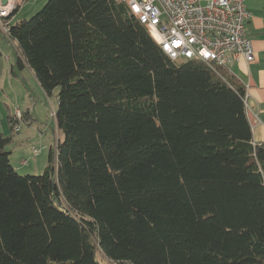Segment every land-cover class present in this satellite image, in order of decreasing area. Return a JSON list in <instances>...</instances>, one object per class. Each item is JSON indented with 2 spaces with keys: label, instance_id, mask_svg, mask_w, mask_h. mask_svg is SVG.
<instances>
[{
  "label": "trees",
  "instance_id": "obj_1",
  "mask_svg": "<svg viewBox=\"0 0 264 264\" xmlns=\"http://www.w3.org/2000/svg\"><path fill=\"white\" fill-rule=\"evenodd\" d=\"M10 18L63 139L19 175L0 135V264H264V143L235 77L169 59L113 0Z\"/></svg>",
  "mask_w": 264,
  "mask_h": 264
},
{
  "label": "built area",
  "instance_id": "obj_2",
  "mask_svg": "<svg viewBox=\"0 0 264 264\" xmlns=\"http://www.w3.org/2000/svg\"><path fill=\"white\" fill-rule=\"evenodd\" d=\"M0 0V32L8 37L4 20L24 0ZM124 4L144 25L154 42L171 60H198L217 71L228 69L238 58L253 60V47L246 35L250 17L246 0H113ZM218 73V72H217ZM247 88L244 86V102ZM16 109L14 118L21 119ZM54 117V115H53ZM14 131L19 132L18 125ZM33 154L38 151L34 148ZM23 164H27L23 161Z\"/></svg>",
  "mask_w": 264,
  "mask_h": 264
},
{
  "label": "rangeland",
  "instance_id": "obj_3",
  "mask_svg": "<svg viewBox=\"0 0 264 264\" xmlns=\"http://www.w3.org/2000/svg\"><path fill=\"white\" fill-rule=\"evenodd\" d=\"M21 15L16 17L17 22L32 14ZM0 46V135L12 137L5 149L9 151L15 171L19 175H40L48 163L49 147H55L56 141L63 139L61 132L56 130L53 117L58 105V89L45 93L28 67L21 68L16 64L19 54L15 41H9L1 32ZM16 109L22 114L18 133L11 130L8 119L10 115L14 116ZM34 148L38 151L36 155L32 153Z\"/></svg>",
  "mask_w": 264,
  "mask_h": 264
},
{
  "label": "crops",
  "instance_id": "obj_4",
  "mask_svg": "<svg viewBox=\"0 0 264 264\" xmlns=\"http://www.w3.org/2000/svg\"><path fill=\"white\" fill-rule=\"evenodd\" d=\"M45 1L24 0L20 9L11 14L9 23L17 22L16 17L21 13L23 17L33 14ZM246 8L250 17L245 24V31L252 43L253 60H233L227 71L247 88L245 108L251 127V141L261 144L264 143V0H246Z\"/></svg>",
  "mask_w": 264,
  "mask_h": 264
},
{
  "label": "water",
  "instance_id": "obj_5",
  "mask_svg": "<svg viewBox=\"0 0 264 264\" xmlns=\"http://www.w3.org/2000/svg\"><path fill=\"white\" fill-rule=\"evenodd\" d=\"M2 2L5 3V0H3Z\"/></svg>",
  "mask_w": 264,
  "mask_h": 264
}]
</instances>
